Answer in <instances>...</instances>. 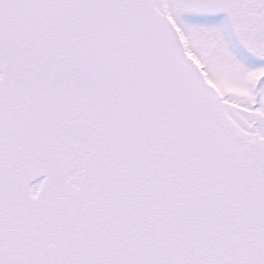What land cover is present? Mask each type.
I'll return each mask as SVG.
<instances>
[{"label":"snow or ice","instance_id":"6c2138e0","mask_svg":"<svg viewBox=\"0 0 264 264\" xmlns=\"http://www.w3.org/2000/svg\"><path fill=\"white\" fill-rule=\"evenodd\" d=\"M0 264H264V0H0Z\"/></svg>","mask_w":264,"mask_h":264}]
</instances>
